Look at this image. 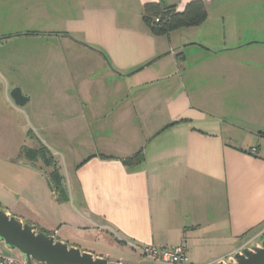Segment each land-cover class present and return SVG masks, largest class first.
Listing matches in <instances>:
<instances>
[{"label": "crops", "instance_id": "1", "mask_svg": "<svg viewBox=\"0 0 264 264\" xmlns=\"http://www.w3.org/2000/svg\"><path fill=\"white\" fill-rule=\"evenodd\" d=\"M57 1L76 10L64 18L67 32L47 27ZM189 1L0 0V48L14 53L12 63L0 59L6 84L36 76L25 53L81 52V64L63 56L65 77L37 78L47 93L31 99L26 125L34 148L62 163L67 211L52 215L56 237L78 246L65 239L74 233L84 250L122 264H159L131 243L183 242L189 264H215L264 225V0H202L200 23L168 32L143 18L147 2L181 11ZM82 144L91 152L66 177L61 149L75 157ZM25 160L42 186L41 166Z\"/></svg>", "mask_w": 264, "mask_h": 264}, {"label": "rangeland", "instance_id": "2", "mask_svg": "<svg viewBox=\"0 0 264 264\" xmlns=\"http://www.w3.org/2000/svg\"><path fill=\"white\" fill-rule=\"evenodd\" d=\"M62 2L64 1H57L52 5L54 9L55 20L50 21L47 24V27L54 28V30L67 32V23L66 21H64V18L69 16L70 14H74L76 10H73L71 6L69 7ZM74 6L77 7L78 5L75 4ZM8 24L12 25H9L10 27H14L15 21L12 19V17ZM25 54L26 56L21 60H29L31 62H34V57L36 58L35 62H38L39 64L37 67V71L33 69L36 72V76L29 75L27 78L26 74L22 77H17L16 80L19 83L15 85L6 84V81H4V79L0 76V205L2 207L10 209L13 214L17 215H19V213L17 212H19L20 209H16L14 207V203L18 204V206L24 205V209L29 211V214L26 216L34 217L32 216V214L38 216V225L48 233H52V229L58 226V223H54L56 222V218H58L61 214L62 216L65 215V212L67 210L65 208V205L60 204V202H62L61 199H56L57 201L55 200L54 202V198L51 197V192L49 191V187L44 177H42L41 175L39 176L41 177L40 179L42 181L41 186V184L39 185L37 181V176L36 174H34V170L21 166L20 161L23 162L26 159V148H34L33 144L35 141V139L31 137L33 132H30L29 127L26 125L25 116L26 114H29L31 99L36 98L37 95L47 93V85L38 84L37 78L62 76L65 77L68 71L66 69V62H64L65 58L63 56L69 58L68 61L70 65H72V61L74 60H78L81 64V52L71 53V57L70 53H63L61 51L47 52L45 53V59L41 56L42 53H30L32 55L31 57H28V53ZM0 59L12 63L14 61V53L11 51H7L5 48H0ZM45 61H47V65ZM27 72L28 71H25V73ZM10 74L12 78L17 76L15 75V71L13 70L10 71ZM31 78L32 82L34 83L31 82ZM14 86H18L24 95H31L28 104H24L23 106L19 107L13 103V101L9 97V90ZM40 134H42L46 138V134ZM82 139L86 140L87 136L81 135V141H83ZM61 150L62 153L68 158V163L70 162L65 167L61 165L60 168L61 173H63L67 177V173L73 172V159H75V162H79L80 160H82L84 157L90 154L91 146L89 144H82L80 148H73V154H75V157L71 155L72 152L71 150H69V148H66L64 150L62 148ZM25 161H27V159ZM33 163L35 167L41 166L42 170L48 176L50 170L44 167L45 165L41 158H37V160ZM60 164H56V166H58L59 168ZM48 197L51 198V202L48 200ZM49 203L55 205L57 208L48 206ZM37 205L39 207L41 206L40 216L36 213V211H34V206ZM46 210L49 213L51 211V217L48 221L47 219L41 218L44 216L47 217V214H45ZM52 215L56 216V218ZM262 231H264V225L261 229V232ZM63 234L66 235L67 233L63 232ZM64 235L62 236L64 237ZM66 236L67 237H65V239L70 240V242H77L78 246L82 249L84 248L82 247V245L89 246L88 244L84 243L80 245L81 241L75 238L76 236L74 233ZM255 240L256 237L254 239L247 240L244 245L242 242L238 245H242L240 246L241 248L243 246H247L250 242ZM0 253L14 256L18 260L22 259L21 255L17 251L9 250L5 248L1 243ZM111 257H113V255H111ZM146 261L149 260H147L146 258Z\"/></svg>", "mask_w": 264, "mask_h": 264}, {"label": "water", "instance_id": "3", "mask_svg": "<svg viewBox=\"0 0 264 264\" xmlns=\"http://www.w3.org/2000/svg\"><path fill=\"white\" fill-rule=\"evenodd\" d=\"M9 97L19 107L28 100L18 86L9 90ZM38 170L51 194L55 195L49 177L44 171ZM0 243L9 250L17 251L24 264H122L121 261L110 260L108 256L96 255L77 245L69 244L38 228L36 224L23 220L1 205ZM215 264H264V231L257 235L255 241Z\"/></svg>", "mask_w": 264, "mask_h": 264}, {"label": "trees", "instance_id": "4", "mask_svg": "<svg viewBox=\"0 0 264 264\" xmlns=\"http://www.w3.org/2000/svg\"><path fill=\"white\" fill-rule=\"evenodd\" d=\"M204 17L205 5L202 0L189 1L181 11H177L171 6H162L159 2H147L143 6V18L155 32H168L173 28L195 25L200 23ZM140 152L136 153L134 157L136 160H140ZM25 156L33 167H35L33 162L37 158H41L45 166L51 167L48 177L53 184L54 196L57 200H62V194L64 193L62 176L53 161L50 151L40 143L37 148H26ZM129 162V160H124V163Z\"/></svg>", "mask_w": 264, "mask_h": 264}, {"label": "built area", "instance_id": "5", "mask_svg": "<svg viewBox=\"0 0 264 264\" xmlns=\"http://www.w3.org/2000/svg\"><path fill=\"white\" fill-rule=\"evenodd\" d=\"M158 20L157 18L155 19ZM248 152L251 154L257 153V147H251L248 149ZM55 237L57 230L52 231ZM134 250L144 257L148 258L150 261L159 263V264H189L187 246L183 242L175 247L170 249L156 247L154 245H137L131 243L130 245ZM0 264H24L22 260H18L13 256L0 253Z\"/></svg>", "mask_w": 264, "mask_h": 264}]
</instances>
